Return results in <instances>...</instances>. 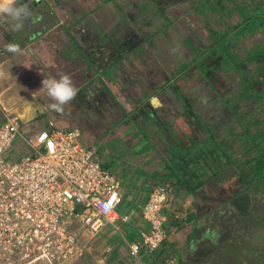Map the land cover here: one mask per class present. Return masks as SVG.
Here are the masks:
<instances>
[{"label": "crops", "instance_id": "obj_1", "mask_svg": "<svg viewBox=\"0 0 264 264\" xmlns=\"http://www.w3.org/2000/svg\"><path fill=\"white\" fill-rule=\"evenodd\" d=\"M141 2L40 0V5L34 10L39 21L26 23L23 31L13 32L7 19L0 20L2 46L17 43L23 49L21 56L6 52V56L0 58V68L6 73L0 76V95L7 97L10 103L23 97H30L35 103L52 101L46 90H40L45 78L42 73L56 79L69 75L78 89L77 97L65 106L64 115L52 109L48 113L40 110L39 119L43 122L40 125L56 120L61 128H81L86 142L97 144L103 166L107 168L111 162L117 165L118 172H123L126 178L120 179L128 187L127 194L132 196L130 206L121 211L122 217L128 216V220H121L118 230L107 228L93 243L96 246L94 253L98 244L102 246L101 252L109 253L108 263L102 256L94 255L92 258L101 264H109L113 259L115 264H181L179 256L183 260V255H186L189 256L184 258L186 264H221L220 246L225 234L221 224L215 222L218 218L213 215L214 209L209 207L210 200L215 197H197L190 191L175 188L171 185L174 178H153L155 174L165 173L168 157L159 150L160 145L166 148L167 142L162 128L156 125L152 128L154 124L147 113L163 108L159 88L176 79L173 78L176 77L172 73L173 67L177 70L175 65H178V71L182 70L188 59L174 57L171 63L167 56L171 53L166 51L165 62L162 63L159 57H155L153 62H148L152 59L144 62L143 71L148 78L145 79V75L141 78V55H150L160 35L166 33L170 37L173 35L177 43L181 41L180 31L178 36V31L171 34L165 31L164 25L147 33L152 23H157L156 18L162 15L153 11L141 19ZM133 12L137 18L131 20L128 15ZM141 24L145 30L142 34ZM132 62L138 63L133 66ZM116 78L122 82L123 94L114 87ZM22 88H27V95L22 93ZM33 92H37L35 98ZM102 101L105 111L101 108L103 113L99 114L94 105ZM28 102L24 101L25 104ZM141 114L144 119H141ZM134 184L138 187L135 196L131 191ZM156 186L171 189V200L166 210L169 237L154 254L143 249L135 257L131 245L139 242L145 232L147 223L142 210ZM199 248H202V256L195 263L197 257L193 253Z\"/></svg>", "mask_w": 264, "mask_h": 264}, {"label": "built area", "instance_id": "obj_2", "mask_svg": "<svg viewBox=\"0 0 264 264\" xmlns=\"http://www.w3.org/2000/svg\"><path fill=\"white\" fill-rule=\"evenodd\" d=\"M6 55L0 45V56ZM0 103L1 98H0ZM0 123V264H64L81 260L107 228L119 229L122 181L99 160L79 127L53 120L25 129L17 111ZM38 122V121H37ZM23 140L20 151L12 145ZM171 189L156 186L143 206L147 223L131 245L154 253L169 237Z\"/></svg>", "mask_w": 264, "mask_h": 264}, {"label": "rangeland", "instance_id": "obj_3", "mask_svg": "<svg viewBox=\"0 0 264 264\" xmlns=\"http://www.w3.org/2000/svg\"><path fill=\"white\" fill-rule=\"evenodd\" d=\"M260 1L262 0H184L182 2H172L163 5L164 7L162 13L160 11L161 8L156 6V4L154 2H151V0H142L141 19L144 14H151L153 11H156V14H160L163 16H157V23H152L151 30L147 31V33L157 30L159 26L162 28L164 25V28L166 29L165 31H169L171 32V34L177 33L178 31V36L180 31L181 34H179V39L181 41L177 43V39L174 38L173 35L172 37H170L166 33L160 35L157 44H153L150 55H141V78L144 77L143 75H145L143 71L144 62L148 61L149 59H152V61L148 62H153L155 61V57H159L161 59V62L163 63L165 62V57L167 56L169 60H171V63H173L174 57L179 60L188 59V61H186V64L190 68L193 66V62L198 59L202 67H204V69L208 71V74L212 76L217 70L222 67V60L225 57V55H221L213 49L212 51L210 48L208 49V47L212 46L213 44L212 30L221 33H223L224 31L233 33V31L235 30L234 27L245 26L248 21L252 20L247 12L259 6ZM136 6H138V4H136ZM128 17L132 20L134 18H137V14L136 12H133V14H129ZM143 32H145V30H143L141 24V34ZM234 43L235 49L237 50L236 54L242 60H247L250 51H252L258 44L264 43V27L261 28L260 31L253 32V30H251L247 32V34L242 35L238 40L234 41ZM0 45L2 46L1 42ZM166 51H169V53L171 54L167 55L168 53ZM187 53H190V55ZM198 55H200V58L197 57ZM5 56L6 55L0 56V58H3ZM261 57L262 59L255 60L250 64H248L247 62V68L250 70L254 77V85L256 91L261 93L263 95L262 97L254 94L249 97V99H246V97L242 95L245 91L244 80L240 75L233 74V78L235 79V82L237 84L238 95L233 96L232 99L238 101L236 109L241 112V121H243L244 123L239 124L235 122L234 124L237 128L236 136L229 137L228 135H226L227 138L226 136L225 138L228 143L232 144V151L237 155V165L244 173H249L250 171H252L256 165V160L262 157V154L256 148H254L251 153L249 152V155L245 150V148L251 146L253 147L255 144L264 141V68L261 65L262 63H264V56ZM137 63L138 62H132V65L135 66ZM175 68H177V70H175L173 67L172 73L173 75H176V77H172L178 78L181 76V70L178 71V65H175ZM89 70L92 72V69L89 68ZM147 78L148 76L145 75V79ZM116 81L117 83H114L115 89L123 94L124 91L122 90V82L119 78H116ZM172 83H176V79H174L173 81L170 80L168 83H166L167 85L165 84V86H163L161 89L159 88L158 90L162 96H165V99H162L163 108L159 110V114H161V117L165 116V114L169 112L174 115L180 113V108L178 107L177 103L180 105L182 101H177L178 99L173 95V93H171L172 91L170 90V92L168 90L169 92H167L166 89V87L168 85H171ZM22 89V93H25V95H27V88ZM143 95L144 93L141 90V96ZM190 97L195 101H198L199 99L193 93L190 94ZM0 98L1 101L8 105L7 107L3 102L0 103V123H2L5 118V109L15 111V107L19 106L16 110L20 112V117L23 118L24 126L25 129L27 128V130L33 127V125L36 123H43L39 119V115H41L39 111L41 110L48 113V110H51L50 105L53 103V101L47 102L44 100L36 101L35 103L34 100H32L30 97H23L20 100L10 103L8 102L9 100L7 99V97H5L4 95H0ZM26 100H29L30 102H28V104H25L24 101ZM98 100L99 96L97 97V101ZM104 106L105 103L103 101L100 102V104H95V111H97L99 114H102L103 111H105ZM115 106H118L117 103H115ZM101 108H104V110L101 111ZM163 110H166L165 114H163ZM199 110L202 116L207 119V123L210 126H214L215 117H212V115L215 109L211 106L204 105V108ZM28 112H33L34 115L29 114ZM219 116H223V114L220 113L218 117ZM141 119H144V116L142 114ZM54 121L55 124L59 127L60 124L57 123L56 120ZM151 126L152 128L156 127L155 125ZM244 127L250 128V133L248 135L245 134ZM22 145H25V142H23V140H16L12 145L11 155L15 154L17 150L20 151L22 149ZM159 151L167 155L166 148L162 145H160ZM100 155L102 156V154ZM106 158L107 157L105 156L104 159ZM250 159L252 161L255 160L251 165L248 164ZM106 167L111 170L118 178H126L123 176V172H118L116 164L110 162L108 163V165H106ZM257 179L258 183L253 189H251L253 195L250 197V191L245 192V190L247 189V185H249L250 182H255ZM236 180V183L232 182L230 186V193L237 194V197H235L237 198L235 199L236 204H234V206L237 207L238 210H241L244 204L249 203L250 207L253 203H256L257 206H264V204H257L264 202V178H247L246 181H249V183H245L242 178H236ZM133 186L134 187L131 191L132 195L135 196L138 187L136 184H134ZM127 188L128 187L126 183L123 182L121 190L122 202L119 208V210L121 211L128 208L131 204L130 201L132 199V196H130L129 193L127 194ZM224 199H227V196H224ZM209 207L214 209L212 204H210ZM242 212L243 211H241L240 213L243 216H248L249 209L246 212L244 211V213ZM253 212L254 211H252V216L250 217V219L243 223H238L236 221L235 224L229 225L225 221L221 224L222 227L230 228L229 231L232 233H226L225 239L221 243V263L264 264V231L262 229V227L264 226V213ZM214 215L218 218L217 214L214 213ZM224 218L226 219V215H224ZM252 219H257L258 221L252 222ZM94 244L89 246L88 249V251H90L92 247H94L92 252H87L86 256L81 260H73L64 264H101L100 261H96V259L92 258L94 255L102 256L103 259L108 263L109 259L107 257L109 256V253H107V255L106 252H101L100 250L102 246H100L99 244L98 250L94 253V250L96 248ZM238 244L243 247V252H240V247L238 248L237 246ZM247 251L253 254L254 257L252 258V256H246L245 253H247ZM113 261L114 259L109 264H115V261Z\"/></svg>", "mask_w": 264, "mask_h": 264}, {"label": "trees", "instance_id": "obj_4", "mask_svg": "<svg viewBox=\"0 0 264 264\" xmlns=\"http://www.w3.org/2000/svg\"><path fill=\"white\" fill-rule=\"evenodd\" d=\"M151 1L160 7V11L163 13V5L184 0ZM259 3V6L247 12L252 20L248 21L243 27H234L233 33L225 31L221 33L212 30L213 44L208 49L210 48L211 51L213 49L219 54L225 55L222 60V67L219 70L211 76L202 67L200 61L196 59L191 68L187 64L183 66L180 72L181 76L176 78V83L166 87L167 92L171 90L172 92H170L173 93L178 101H182L181 106L177 103L180 108L179 114L174 115L169 112L167 113L168 116L161 117L159 110L153 109L148 112L150 122L162 128L164 132L168 155L165 173L155 174L153 178H174L175 180L171 182V185L175 188L190 191L191 194L197 197L214 196L215 198L210 200L209 203L212 204L214 213L218 215V220L215 222H219V224L225 221L229 225L235 224L236 221L243 223L250 219L252 211H254L253 213H264V206H257L256 203L251 204V207L250 203L244 204L242 206L243 210H238L234 206L237 194L230 193V186L232 182L236 183V178H242L245 183H249V181H246L247 178H264V141L255 144L253 147L245 148L248 155L254 148L262 154V157L256 160L254 169L249 173L241 171L237 165V155L232 151V144L226 141V135L229 137L236 136L237 128L234 123H244L241 121V112L236 109L238 101L232 99L233 96L238 95L237 84L233 74L240 75L244 80L245 91L242 95L246 99H249L254 94L259 97L263 96L256 91L254 77L247 68V62L250 64L255 60L262 59L261 56H264V43L258 44L250 51L247 60H242L236 54L237 50L234 46V41L238 40L242 35L247 34L251 30L253 32L260 31L264 27V0ZM197 57L200 58V55ZM261 65L264 68V63ZM191 93L199 98L198 101L190 97ZM160 96L163 100L165 99V96ZM204 105L215 109L212 115V117H215L214 126H210L206 121L207 119L200 113L199 109H203ZM220 113L223 116L218 117ZM244 129L245 134L248 135L250 128L244 127ZM254 161L250 159L248 164L251 165ZM257 181L258 179L247 185L245 192L250 191V197L253 195L251 189L258 183ZM224 196H227V199H224ZM257 204H264V202ZM248 209V216H243L240 213L241 211L244 213ZM224 215H226V219ZM253 221L257 222L258 220L252 219ZM220 228L224 234H232L229 231L230 228L222 226ZM262 229L264 231V226ZM201 253V248L193 253L197 257L194 260L195 263L198 258H201ZM179 258L181 264H186L184 258L188 259L189 256L183 255L184 261L180 256Z\"/></svg>", "mask_w": 264, "mask_h": 264}, {"label": "clouds", "instance_id": "obj_5", "mask_svg": "<svg viewBox=\"0 0 264 264\" xmlns=\"http://www.w3.org/2000/svg\"><path fill=\"white\" fill-rule=\"evenodd\" d=\"M31 3L32 0H28V3H21V0H0V20L7 19L13 32L23 31L26 23L39 21V17L34 14V10L30 7ZM4 51L13 56L23 55V49L17 43L6 44ZM42 74L45 78L42 80L40 90H46L47 96L54 101L50 105L51 109L60 115H64L65 106L77 97L78 89L73 85L69 75H61L59 79H56ZM4 75L6 73L0 68V76ZM37 92L32 93L33 98L36 97Z\"/></svg>", "mask_w": 264, "mask_h": 264}, {"label": "water", "instance_id": "obj_6", "mask_svg": "<svg viewBox=\"0 0 264 264\" xmlns=\"http://www.w3.org/2000/svg\"><path fill=\"white\" fill-rule=\"evenodd\" d=\"M21 3H28V0H21ZM40 5V0H32L30 7L35 10ZM87 34V32H86Z\"/></svg>", "mask_w": 264, "mask_h": 264}, {"label": "flooded vegetation", "instance_id": "obj_7", "mask_svg": "<svg viewBox=\"0 0 264 264\" xmlns=\"http://www.w3.org/2000/svg\"><path fill=\"white\" fill-rule=\"evenodd\" d=\"M76 30H77V29H76ZM76 30H72V31L74 32V31H76ZM98 104H100V102H99ZM92 145L95 146V148H96V150H97V153H98V152H99V149H98V147H97V144L92 143ZM240 242H241V241H240ZM237 246H238V248L240 247V252H243V247L240 246L239 244H238ZM241 254H242V253H241ZM245 255L248 256V257L252 256V258L254 257V255L251 254V253L248 252V251H247V253H245Z\"/></svg>", "mask_w": 264, "mask_h": 264}, {"label": "bare ground", "instance_id": "obj_8", "mask_svg": "<svg viewBox=\"0 0 264 264\" xmlns=\"http://www.w3.org/2000/svg\"><path fill=\"white\" fill-rule=\"evenodd\" d=\"M156 102H158V101L156 100Z\"/></svg>", "mask_w": 264, "mask_h": 264}]
</instances>
